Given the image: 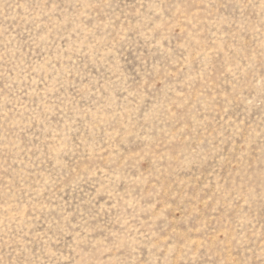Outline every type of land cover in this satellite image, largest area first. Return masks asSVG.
Returning a JSON list of instances; mask_svg holds the SVG:
<instances>
[{"label":"rangeland","instance_id":"rangeland-1","mask_svg":"<svg viewBox=\"0 0 264 264\" xmlns=\"http://www.w3.org/2000/svg\"><path fill=\"white\" fill-rule=\"evenodd\" d=\"M0 264H264V0H0Z\"/></svg>","mask_w":264,"mask_h":264}]
</instances>
